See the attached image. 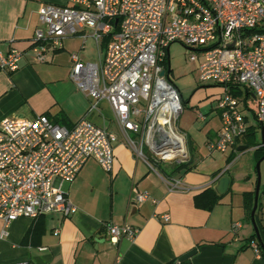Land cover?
Instances as JSON below:
<instances>
[{
    "label": "built area",
    "instance_id": "built-area-1",
    "mask_svg": "<svg viewBox=\"0 0 264 264\" xmlns=\"http://www.w3.org/2000/svg\"><path fill=\"white\" fill-rule=\"evenodd\" d=\"M67 2L64 6L45 4L39 9L41 27L34 32L31 47L7 53L0 50V70L18 71L26 53L44 62L49 51L60 50L68 38H79L83 45L93 40L96 61H84L79 54H72L70 77L77 89L92 100L88 113L98 110L100 101L109 103L119 134L95 125L87 116L73 127L55 123L46 115L3 120L0 220L4 228L0 241L7 235L6 228L19 218L37 219L53 213L69 217L76 213L77 208L60 185L73 183L90 159L112 173L119 137L149 165L188 159L182 135L179 148L157 132L162 117L168 121L162 129L176 133L173 126L184 111L182 95L171 82L170 73L162 76L167 70L164 60L174 43L189 51L200 81L216 84L222 90L218 99L222 127L217 139L209 144V151L225 153L247 134L245 118L238 108L240 102L231 94L235 89L244 87L246 95L248 91L256 99V120L264 127V0ZM140 116L142 132L136 122ZM140 132V141H133L131 134ZM260 149L264 150V141L254 148ZM168 183L171 190L186 188L179 180ZM150 198L148 193H139L136 201ZM162 218L169 221V215ZM240 228L241 223L233 226L235 231ZM106 230L113 244L124 237L132 240L138 233L127 225L110 224ZM251 248L256 256L262 255L258 242H252Z\"/></svg>",
    "mask_w": 264,
    "mask_h": 264
},
{
    "label": "crops",
    "instance_id": "crops-1",
    "mask_svg": "<svg viewBox=\"0 0 264 264\" xmlns=\"http://www.w3.org/2000/svg\"><path fill=\"white\" fill-rule=\"evenodd\" d=\"M45 4L64 6L68 2L0 0L1 51L29 50L34 32L41 27L38 11ZM74 53L84 61L97 59L93 40L83 45L79 38H68L60 50L49 51L44 62L26 53L18 71L0 70V124L11 117L34 119L46 115L53 122L63 116L61 125L73 127L87 116L95 125L119 134L107 101H100L98 110L88 113L92 100L77 89L70 77ZM218 90L214 100H187V160L149 165L119 137L112 173L90 159L73 183L60 185L77 212L69 217L53 213L12 222L0 241V264H264V189L260 187L255 213L259 240L244 206V194L255 193L257 179L233 171L231 160L240 158L248 148L240 138L225 153L208 149L222 127L218 109L222 90ZM142 119H136L141 132ZM198 122L203 126L197 128ZM141 132L135 135L141 138ZM189 161L190 170L171 173L172 166ZM222 177H229L230 185L220 195L219 204L210 211L197 208L195 196L210 187L214 189ZM172 180L181 181L185 190H171L168 182ZM139 193H148L151 198L138 203ZM164 215H169L168 222L162 218ZM235 223H241L237 231L233 230ZM110 224L127 225L138 233L132 240L124 237L113 244L106 230ZM3 228L0 220V231ZM254 241L263 251L260 257L251 248ZM194 250L191 257L180 261Z\"/></svg>",
    "mask_w": 264,
    "mask_h": 264
},
{
    "label": "rangeland",
    "instance_id": "rangeland-1",
    "mask_svg": "<svg viewBox=\"0 0 264 264\" xmlns=\"http://www.w3.org/2000/svg\"><path fill=\"white\" fill-rule=\"evenodd\" d=\"M197 54L196 52H193ZM169 62H170V80L181 92L185 100L190 98H202L203 102L216 99L219 95L218 86L213 83H203L199 79V73L197 70V64L190 61V54L186 47L180 43H174L170 46L169 49ZM220 89V88H219ZM63 90V89H62ZM198 94V95H196ZM239 100V110L242 116L245 118L247 126V137L252 140V146L247 150L243 151V155L240 158L235 157L233 163L235 165L233 171H239L243 176L248 174L251 175V178L257 179V163L262 159L258 160V153L254 150L258 145L262 144V131L261 127L256 120L257 112V101L252 97L251 94L246 95V90L244 87L233 90L231 93ZM196 95V96H195ZM247 103V104H246ZM142 106V105H141ZM204 113L205 111H201ZM187 118L186 114L183 113L180 115L175 126L177 131L176 133L182 135L185 140H187L186 134V125ZM197 128L203 126L201 122L195 124ZM185 130V131H184ZM189 132V131H188ZM179 135V136H180ZM244 138V137H242ZM131 139L135 142L140 141V137L136 136L134 133L131 134ZM247 139V138H246ZM255 145V146H254ZM145 154H148V150L145 149ZM264 156V155H263ZM236 159V160H235ZM262 190L264 189V160L260 164Z\"/></svg>",
    "mask_w": 264,
    "mask_h": 264
},
{
    "label": "trees",
    "instance_id": "trees-1",
    "mask_svg": "<svg viewBox=\"0 0 264 264\" xmlns=\"http://www.w3.org/2000/svg\"><path fill=\"white\" fill-rule=\"evenodd\" d=\"M164 66H165V69L169 68V56H168V54L164 60ZM248 94H250V92L247 91V95ZM182 105H183V108H185L187 105V100H184L183 97H182ZM63 120H64L63 116H60L56 119L55 122L58 124H61L60 121H63ZM247 136L248 135L246 134L244 136V138H242L243 140H241L240 142L243 141V143L247 146V148H250V146H252L253 144H252V140L250 138H248ZM189 145H190V143H189ZM256 151L257 152H263L261 154L258 153L259 154L258 160H260L264 155V150L260 149V150H256ZM234 158L235 157H232L231 160H233ZM191 167H192V162L189 161V162L175 164L174 166H172V168L170 170H171V173L176 172V171H181V170H184L185 172H187L188 170L191 169ZM163 171L166 173V171L164 169H163ZM254 198H255L254 192L244 194V206H245V209L247 211V216L249 219L251 217V213H252V210L254 207ZM194 200H195V206L197 208L210 211L215 206H217L219 204V202L221 200V196L213 188L210 187V188L206 189L205 191H203L202 193H200L199 195L195 196ZM258 206H259V201H258ZM255 237H256V235L253 236V238H255ZM262 254H263V251H262Z\"/></svg>",
    "mask_w": 264,
    "mask_h": 264
},
{
    "label": "water",
    "instance_id": "water-1",
    "mask_svg": "<svg viewBox=\"0 0 264 264\" xmlns=\"http://www.w3.org/2000/svg\"><path fill=\"white\" fill-rule=\"evenodd\" d=\"M170 71H171V68H170V62H169V68L162 73V76L165 73L169 74ZM261 131H262V139H263L262 141H264V127H262V126H261ZM263 160H264V156L257 163V166H256V170H257V185H256V189H255L254 207H253V210H252V213H251L252 223L254 225L255 232H256L257 237L259 238V240H260V235H259V230H258V228H257V226L255 224V213H256V210H257V207H258V199H259V193H260V187H261L260 164H261V161H263ZM229 185H230L229 177H222V178H220L218 180V182H217V184H216L214 189L219 195H223V194H225L227 192V190L229 188ZM194 253H195V250L187 253L186 255H184L183 257L180 258V261H183V260L191 257Z\"/></svg>",
    "mask_w": 264,
    "mask_h": 264
},
{
    "label": "bare ground",
    "instance_id": "bare-ground-1",
    "mask_svg": "<svg viewBox=\"0 0 264 264\" xmlns=\"http://www.w3.org/2000/svg\"><path fill=\"white\" fill-rule=\"evenodd\" d=\"M167 123H168V121L161 117L160 118V121H159L160 128L157 130V132H160L161 133L160 134L161 137L170 140L171 142H173L174 144H176L177 147L181 148V145L183 143V140H182L181 136H179V134H176L174 132H171L170 130L164 131L162 129V127L164 125H166Z\"/></svg>",
    "mask_w": 264,
    "mask_h": 264
}]
</instances>
